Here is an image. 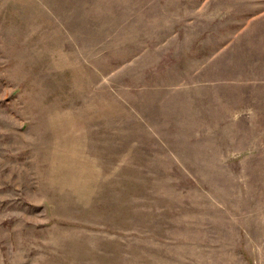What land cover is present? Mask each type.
<instances>
[{"label":"rangeland","instance_id":"374dc122","mask_svg":"<svg viewBox=\"0 0 264 264\" xmlns=\"http://www.w3.org/2000/svg\"><path fill=\"white\" fill-rule=\"evenodd\" d=\"M0 264H264V0H0Z\"/></svg>","mask_w":264,"mask_h":264}]
</instances>
